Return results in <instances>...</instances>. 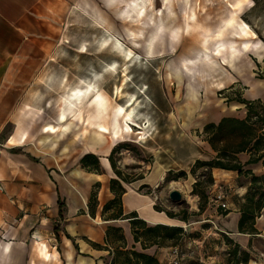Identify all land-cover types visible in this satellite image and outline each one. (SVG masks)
Listing matches in <instances>:
<instances>
[{"label": "rangeland", "instance_id": "rangeland-1", "mask_svg": "<svg viewBox=\"0 0 264 264\" xmlns=\"http://www.w3.org/2000/svg\"><path fill=\"white\" fill-rule=\"evenodd\" d=\"M235 1L192 0L198 16L191 23L190 31L186 29V23L191 0L52 1L46 15L39 17L40 27L34 34L42 42L43 65L34 81L32 96L27 100L31 109L18 114L16 124L6 127L0 142L5 147L16 129L15 125H21L30 129L32 135L22 128L14 135L26 134L22 142L28 141V146L44 160H74L83 154L85 147L96 150L94 153L98 156L105 155L111 146L107 154L109 157L114 149L112 167L119 169L127 180H134L161 166V162H168L169 147L176 157V162L172 163L175 168L184 166L188 172L186 176L180 175L184 169L174 168L164 175L155 187L156 209L164 210L168 216L167 211L177 214L173 217L176 223L180 220L189 223L199 216L200 204L204 208L209 204L213 183L206 182L207 166L197 165L196 161L192 164L196 144L191 138L199 131H190L183 126L184 115L181 112L187 105L192 106L191 101L196 105L208 95L227 100L225 96L229 92L222 91L237 74L244 80L237 82V89L229 90L233 97L237 90L243 92L250 86L254 78L264 84V0H241L236 11L233 10V30L228 29L223 36L211 41L212 44L218 39L226 43L234 41L236 46L249 45L248 49L239 48L235 67L225 65L226 69L221 71V59L211 62L205 58L203 49L207 46L204 39L222 26L221 21L230 9L229 2L233 4ZM177 28L180 31L175 39L176 31L173 29ZM115 35L137 51L136 58L126 59ZM104 36H108V44L104 43ZM186 58L198 59V63L195 62L196 66L188 65L189 70L184 67ZM203 61L205 65L197 66ZM213 69L219 70L214 76L224 77L222 86H219V79L215 81L213 76L204 73ZM190 73L197 74L192 76ZM92 77L101 87L107 106L101 109L91 100L95 96H85L78 100L80 112L74 119H69L65 136H62L65 133L59 134V129L44 132L48 123L58 126V110L67 91L81 84L80 79ZM134 100L131 107L137 109L134 111L136 122L131 125V131L113 137L112 129L116 122L125 131V124L129 123L118 114V105L128 106L127 103ZM100 125L107 130L102 131ZM142 128L146 129L143 136L139 134ZM47 136L51 137L49 141H41ZM192 168H195L194 173ZM198 179L204 181L197 187V190L205 191L202 199L193 192ZM173 189L183 193L182 199L170 197ZM262 190L264 185L261 181L253 182L246 197L255 193L256 198ZM184 216L186 220L182 219ZM208 223L213 225L211 221ZM202 227L192 230L183 227V236L168 239L161 247L179 246L183 254L181 264H264V237L255 240L251 251L246 249L248 262L244 263L240 262L244 254L239 253L238 245L227 234L218 228L219 234L205 231L208 235L204 236ZM165 253H160V262L171 264ZM107 258L112 264L113 254ZM116 264H123L122 256Z\"/></svg>", "mask_w": 264, "mask_h": 264}, {"label": "crops", "instance_id": "crops-1", "mask_svg": "<svg viewBox=\"0 0 264 264\" xmlns=\"http://www.w3.org/2000/svg\"><path fill=\"white\" fill-rule=\"evenodd\" d=\"M52 1L54 0H0V138L6 127L16 124L18 114L27 113L31 109L27 100L32 96L34 81L41 73L43 65L42 42L34 34L40 27L39 17L46 15ZM240 1L236 0L233 4L229 2L230 9L221 21L222 26L216 33L204 39V45L212 51H220V59L223 61L221 71L226 69L225 65L235 67L239 60V48H249L246 43L236 46L234 41L226 43L217 39L214 44L211 43L212 40L223 36L228 29L233 30V10L236 11L239 4L237 2ZM190 9L186 23L188 31L198 16L192 0ZM173 31H176V39L180 29ZM197 60L184 59V67L196 66ZM203 65L204 61L197 66ZM217 71L219 70L213 69L204 73L213 76L215 81L221 79L219 86H222L224 77L214 76ZM190 74L195 76L197 73ZM243 80L238 74L235 75L228 84L230 88L225 92L232 94L231 90L237 89V82ZM80 86L81 84H78L67 91L58 110L59 122L56 124L66 127L67 130L69 118L74 119L80 112V100L74 96V89ZM241 93L248 100L264 99V84L254 78L250 86ZM92 96H95V92L90 90L86 97ZM191 103L192 106L187 105L181 113L184 115L183 126L190 131H199V134L191 138L196 144V151L192 154L193 164L197 159L209 160L217 154L206 135L202 133L204 126L209 122L217 123L224 116L244 118L247 115V107L236 99L227 101L211 98L210 95L205 96L201 103ZM63 113L66 115L65 120L61 119ZM20 126L15 125L16 129L10 137L19 128L29 131V135H32L30 129ZM65 135L66 133L62 136ZM28 143L25 141L7 144L0 154V264H107L110 249H113L112 239H106L110 226L122 229L129 248L134 247L155 254L158 258L161 252H167L171 260L173 246L164 248L152 245L143 249L141 242L135 241L130 221L132 212H136L138 217L149 225L178 224L186 230L203 225L204 236L211 232L219 234L216 229L220 228L219 230L227 234L242 250L251 251L255 240L264 237V207L256 218V232H242L239 229L246 193L252 183L251 174L214 167L212 173L215 179L212 189L218 185L228 189L229 208L219 210L208 204L199 216L189 223L181 220L176 223L164 210L156 209L155 202L156 185L176 166L172 164L176 162V157L169 147L168 162H161V166L126 182L112 167L107 154L111 146L107 148L105 155H99L101 171L95 172L84 168L80 162L84 153L96 152L94 149L85 147L83 154H79L74 160H44L34 153ZM262 152L264 153V149ZM237 156L245 170H251L258 176L264 175V156L255 162L250 161L254 156L252 151H242ZM159 169L164 172L162 177L159 176ZM178 169L188 172L184 166L175 168ZM113 178L121 180L126 188L122 196L124 214L120 218L107 215L109 212L103 214L105 204L115 197L111 190ZM194 180L195 178L192 182ZM94 192L96 197L92 199ZM61 205L63 216L60 215ZM210 221L212 226L208 223Z\"/></svg>", "mask_w": 264, "mask_h": 264}, {"label": "trees", "instance_id": "trees-1", "mask_svg": "<svg viewBox=\"0 0 264 264\" xmlns=\"http://www.w3.org/2000/svg\"><path fill=\"white\" fill-rule=\"evenodd\" d=\"M230 88L227 87L222 92ZM221 92V93H222ZM227 101L236 99L246 104L247 115L244 118H238L235 116H224L219 122H209L204 126L203 132L206 138L212 144L217 154L214 158L209 160L197 159V165L207 166V183H214V176L212 169L214 167H220L225 169L238 170L239 173L251 174V181H261L264 185V175H255L251 170H245L243 164L239 160L237 154L242 151H252L254 156L250 161L255 162L260 160L264 153V100L258 98L254 100H248L242 96L241 91L237 90L235 97L232 94H226ZM113 151L109 155V159L113 165ZM259 153V154H258ZM82 166L90 171H101V163L99 156L94 152H87L80 158ZM115 169V167H114ZM191 171L194 173L195 168ZM115 172L124 181L126 178L122 177L121 171L115 169ZM180 175H187V171L184 170ZM202 179H198L195 182L194 193H198L202 199L205 196V191L197 190L198 186L203 184ZM111 190L115 193V197L107 202L104 206L103 214L109 212L107 215L113 218H120L124 214L122 196L126 191V188L122 184L121 180L117 178L111 179ZM96 197V192L93 193L92 199ZM247 203L243 206L242 216L239 221V229L242 232H256V218L260 215L262 208L264 207V190L260 191L258 197L255 198V193L248 194L246 197ZM209 201V198H208ZM204 209V206L200 204V211ZM169 216L175 217L177 214L167 211ZM60 215L63 216V206L61 205ZM182 219L186 220L184 216ZM130 221L132 223L133 234L135 241L141 242L143 249H146L152 245L161 246L166 240L176 239L185 234L184 228L179 225H168L158 223L155 225H149L144 219L139 218L136 212H132L130 215ZM106 239L111 240L113 249L109 246H105L110 249V255L113 254L112 264H116L120 256L123 257V264H162L159 258L155 254H150L145 251L138 250L136 248H129L127 242L122 233V229L119 227L110 226L107 229ZM238 245V244H237ZM100 246V245H99ZM240 254H244V257L240 259V262H248V253L246 250H242L238 245ZM235 252L237 256V252ZM110 264V263H107Z\"/></svg>", "mask_w": 264, "mask_h": 264}, {"label": "bare ground", "instance_id": "bare-ground-1", "mask_svg": "<svg viewBox=\"0 0 264 264\" xmlns=\"http://www.w3.org/2000/svg\"><path fill=\"white\" fill-rule=\"evenodd\" d=\"M238 3H240V2H237V4ZM245 25H246V23H244ZM247 26V25H246ZM109 35H111V34H108V36ZM108 36H104V39H103V41H104V43L105 44H108L107 42H108ZM115 40H116V42L119 44V46H120V48H121V50L124 52V54H125V56H126V59L128 60V61H130L133 57L134 58H136L135 57V55H136V53H137V51L132 47V46H130V45H128V44H125V42H123L122 40H121V38H119L118 36H116L115 35ZM101 41H102V39H101ZM111 46V45H110ZM107 47H109V46H107ZM115 47V46H114ZM117 47V46H116ZM113 48V47H112ZM87 49V48H86ZM203 52H204V54L206 55V59L207 60H209V61H215V60H218V59H220L219 57H220V55H219V53H220V51H217V52H215V51H213V52H211L210 50H209V48L208 47H205V49H203ZM139 56V55H138ZM133 58V59H134ZM132 61H134V60H132ZM223 62V61H222ZM116 63V62H115ZM139 63V62H138ZM116 65V64H115ZM125 67V66H124ZM186 68L187 69H191L188 65H186ZM106 69H108V68H106ZM110 69V68H109ZM124 71V70H123ZM126 71H124V73H125ZM97 73H98V71H97ZM129 73V72H128ZM126 74V73H125ZM123 75V74H122ZM127 76H128V74H127ZM88 78V77H87ZM100 80V79H99ZM80 81H81V86L80 87H77V88H75L74 89V96H75V98L77 99V100H83V98L86 96V94L91 90V91H93V92H95V98L93 97L91 100H94L95 101V103L99 106V107H101V109H103V108H105L106 106H107V100L102 96V92H101V87H99L98 85H97V83H96V81L94 80V78L92 77V78H89L88 80H86V79H80ZM128 83V82H127ZM220 83H221V80H219V85H220ZM121 86V85H120ZM123 89L121 90V94L123 93ZM132 95H134V94H132ZM126 96V95H125ZM135 96V95H134ZM130 98V97H129ZM128 98V99H129ZM134 98V97H133ZM138 99V97H136L135 98V100H137ZM135 100L134 101H130V103H127L128 104V106H125L124 104H119L118 105V109H117V112H118V114L119 115H121L122 116V118L124 119V121H129V123H126L125 125H126V127H127V129H126V131L123 129V127H120V124L118 123V122H116L115 123V125H114V128L112 129V135H113V137H119V136H121L122 134H124L125 132L127 133V132H130L131 131V129H132V127H131V125L132 124H134L135 122H136V119L134 118V111L135 110H137V109H135L134 110V107H131L133 104H134V102H135ZM140 101V100H139ZM69 104L71 105L72 104V101H70L69 102ZM88 105V104H87ZM86 107V106H85ZM138 107V106H137ZM139 118V117H138ZM61 119H63V120H65L66 119V115L63 113L62 115H61ZM70 119V118H69ZM130 120H132V121H130ZM68 121V120H67ZM99 126V125H98ZM143 127V126H142ZM100 128H101V130L102 131H106L107 129L103 126V125H100ZM60 130V135L61 134H63V133H65L66 131H67V129H66V127H61L60 125H55V124H52V123H48V124H46L45 126H44V129H43V131L44 132H49V133H51V132H56L57 130ZM146 130V129H145ZM145 130H143V128L139 131V134H141L142 136L145 134ZM133 131V130H132ZM25 137H26V134H21L20 136L19 135H12L10 138H9V140H8V144H11V145H13V144H17V143H19V142H22V141H24V139H25ZM49 136H47L46 138H44L43 140H41V141H45L46 140V142L47 141H49V139L51 138H48ZM54 141V140H53ZM45 143V142H44ZM163 174H164V172L162 171V170H159V176H163ZM157 176V175H156ZM157 186V185H156ZM48 254L49 255H51V252H49L48 251Z\"/></svg>", "mask_w": 264, "mask_h": 264}, {"label": "built area", "instance_id": "built-area-1", "mask_svg": "<svg viewBox=\"0 0 264 264\" xmlns=\"http://www.w3.org/2000/svg\"><path fill=\"white\" fill-rule=\"evenodd\" d=\"M225 99H227L226 96ZM2 147H4V144L0 142V154L2 152ZM1 188L2 186H0V189ZM209 205L219 210H226L229 208L228 193L223 185H218L215 189L211 190ZM172 255L171 264H181L183 254L179 246L173 247Z\"/></svg>", "mask_w": 264, "mask_h": 264}, {"label": "water", "instance_id": "water-1", "mask_svg": "<svg viewBox=\"0 0 264 264\" xmlns=\"http://www.w3.org/2000/svg\"><path fill=\"white\" fill-rule=\"evenodd\" d=\"M170 197L173 200H180L183 197V193L178 189H173L170 191Z\"/></svg>", "mask_w": 264, "mask_h": 264}]
</instances>
